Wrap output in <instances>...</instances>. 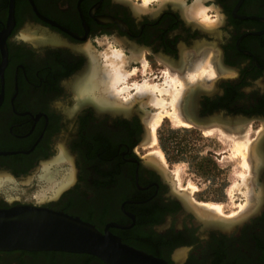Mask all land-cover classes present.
<instances>
[{
	"label": "flooded vegetation",
	"instance_id": "af4514ba",
	"mask_svg": "<svg viewBox=\"0 0 264 264\" xmlns=\"http://www.w3.org/2000/svg\"><path fill=\"white\" fill-rule=\"evenodd\" d=\"M171 1L151 9L130 0H0L1 180L29 183L44 168L56 180L67 165L68 176L43 196L50 199L44 205L107 230L125 246L168 264H264V196L234 227L195 212L140 153L149 137L137 101L97 105L76 96L91 57L103 68L91 42L111 38L127 48L129 62L157 58L181 74L192 63L184 55L210 50L215 74L183 91L185 119L230 130L236 115L243 125L264 118V0H199L220 13L210 25L187 18V3ZM101 76L95 86H104ZM66 87L70 106L60 98ZM198 92L195 112L186 101ZM258 146L263 159L264 135ZM255 163L264 171L263 160ZM0 200L5 206L6 196ZM0 264L106 263L90 253L15 249L0 251Z\"/></svg>",
	"mask_w": 264,
	"mask_h": 264
},
{
	"label": "rangeland",
	"instance_id": "374dc122",
	"mask_svg": "<svg viewBox=\"0 0 264 264\" xmlns=\"http://www.w3.org/2000/svg\"><path fill=\"white\" fill-rule=\"evenodd\" d=\"M132 1L141 3L142 6H147L151 9L160 8L166 2H173L171 0H145L144 3V0H130V2ZM182 1L183 3H187V7H189L185 11L187 13V18L203 22L206 25L214 24L216 20L220 18V13H218V11L212 6L206 7L203 5L204 8H201L197 3L198 0ZM199 8L201 9L199 10ZM91 48L98 51L101 55L103 67H105V63L109 62L108 60L110 59H108L107 56L112 54L113 51H121L126 58H128L126 54H129L127 48H123L111 38H97L95 41L91 42ZM192 51V49L187 50L188 53ZM185 56L187 55H184V59H188L187 61H192V63L188 66L189 68H186L184 74L174 70L172 71L162 61L156 60L157 58L151 61L149 60V63H147L143 58H141V61L139 62H129L125 65L127 71L125 80L115 84L118 89L123 86H126L127 88L122 90L120 94H114L110 91L108 92H110L112 97H114L117 101L126 103L130 102L131 96L135 94L136 89L134 86L146 83L148 87L150 86V89L154 86H156L155 89L158 90L162 87L167 88L169 82H167V80L171 79H169V77L172 74L180 76L182 81L185 82V86L186 84L188 86V84L206 76H214L215 71L213 70L214 66L210 60V50L209 52L207 51L200 55V59H198L199 57L197 55L192 56L191 59L189 58L190 55H188L187 58H185ZM205 64H207L206 68H204ZM200 71H203V73L198 76ZM194 73H197V76L194 75ZM192 74L193 76L189 77ZM191 78H193V80ZM166 82L167 86L165 85ZM103 83L104 86H111L107 78H104ZM210 83L211 81H207V83L204 84L205 88H203L208 90L210 89L209 93H212L210 92L213 91L212 87L209 86ZM104 91L107 92L106 89ZM156 91L157 90H155V93L159 92ZM149 94L150 91H148V97L143 96L142 100H139V102L136 99L133 100L134 102L137 101L138 105L136 107L142 109L144 118L146 117L145 122L149 137L147 141L144 142L142 148H140V153L145 155L147 159L151 160L161 168L166 178L169 180L172 189L183 196V198L191 204L195 212L197 211L198 213H201L204 211L203 208L205 206L208 208L209 206L214 207V204H217L218 206H216V210H212V214H214L209 216H213V219L218 218L224 221L226 219H229V221L232 219L231 222L227 221L229 223H224L223 225H231L234 227L236 224L247 219L252 212L257 210L263 200L264 191L262 184L264 182V171H259L257 164L255 163V158L257 157V162H261L262 160L264 161V157L262 159V153L260 152V156L257 151L255 152L253 158L251 157L253 154H247L248 150L246 151V155L243 156L240 154V151L239 153L237 150L233 149L236 145L234 146L232 144L237 143V140H244V142H247L246 145L251 143L253 144L255 143L254 141L258 142L261 136L264 135V118H254L243 125V123L240 124V121H238V117L240 115H236L234 127L230 130H227L224 126H222V124L217 122H210V124L206 125H198L195 121L184 118L179 123V121H176L177 119L173 118V116L175 117V110L173 106H171V103L169 102L170 97H167V94L158 93L159 96L164 94L163 96L166 98L164 99V102L167 100V103H164L165 107L163 106V109L161 106L154 105L156 106L154 107L147 103V99L149 100L150 97ZM158 94L156 95L158 96ZM200 94H202V92H198V94H196L198 95L197 99L200 97ZM196 95H194V93L190 94L187 98L188 100L186 101V104L190 105L193 103L192 99L194 100ZM161 96L159 98H161ZM60 98H63L65 105L70 106L72 104L71 101L73 99V94L66 87V89H64L60 94ZM65 108L67 109L68 107H63V109ZM134 111L141 116V110ZM158 112L161 113L162 116L160 117V121H157L158 124H156L153 120L157 117ZM164 112H168V114ZM169 113L171 114L169 115ZM213 118L214 117L211 116V119ZM184 120L187 121L185 122ZM153 125L154 128H152ZM62 142H65L64 138H60L56 145L58 144L57 146H60ZM240 149L242 151L243 148ZM156 152L157 155L155 154ZM240 155L241 157H244V160L242 159L243 157L240 158ZM247 155L250 157L249 162L248 157H245ZM51 156L52 154L50 157ZM153 156H155L156 160ZM245 163L248 168H244ZM59 169L60 170L58 171L59 173L56 176V180H48L47 182L45 181V183H43L40 178H36V180L32 178L29 183H25V181H15V184H5V186L0 189V194L6 197L8 196L7 194L13 195V197L10 198L13 202H42L43 204H47L50 199L39 201L37 198H41L42 196L53 192V190L55 191L58 188L57 185L60 186V183L57 181H61L63 178H66L70 172V168L67 165L59 167ZM1 171L2 170H0V172ZM13 171L17 174L26 173V170L21 171L15 169ZM27 174L28 176L31 175L29 173ZM28 176L26 179H28ZM243 178L245 179V182ZM250 194L252 196H250ZM247 196L251 197L249 202L247 201ZM0 203H2L1 200ZM199 207L201 210L198 209ZM245 207L246 209L244 212L243 209Z\"/></svg>",
	"mask_w": 264,
	"mask_h": 264
},
{
	"label": "water",
	"instance_id": "95a60500",
	"mask_svg": "<svg viewBox=\"0 0 264 264\" xmlns=\"http://www.w3.org/2000/svg\"><path fill=\"white\" fill-rule=\"evenodd\" d=\"M197 96L192 100L195 112ZM6 201L0 206V251L59 250L90 253L106 264H168L125 246L107 230L101 232L92 223L42 202Z\"/></svg>",
	"mask_w": 264,
	"mask_h": 264
},
{
	"label": "bare ground",
	"instance_id": "6f19581e",
	"mask_svg": "<svg viewBox=\"0 0 264 264\" xmlns=\"http://www.w3.org/2000/svg\"><path fill=\"white\" fill-rule=\"evenodd\" d=\"M197 2V1H196ZM198 2H199V0H198ZM197 2V3H198ZM144 3H145V0H144ZM200 4V3H199ZM203 8V7H202ZM194 9H195V7H194ZM198 9V8H197ZM201 8H199V10H200ZM198 10V11H199ZM194 14H195V12H194ZM200 15V14H199ZM204 15V14H203ZM108 57V59H110V60H108L109 62L108 63H105V67H103L102 68V70H100L98 67H97V65L94 63L95 61L92 59V57H91V59L89 60V65H88V70L86 71L87 72V80L85 79L84 81H82L84 84L83 85H86V86H74V89H75V91H76V96H77V98L78 99H84V100H86V99H93V101L95 100V103L97 104V105H107L109 102H113V103H115L114 102V99L113 100H111V98H114V97H112V95L110 94V92L112 93H116V94H120V92L122 91V90H125L127 87L126 86H123V87H121L120 89H118L117 88V86H115V84H117V83H119L120 81H124L125 80V78H126V76H127V71H126V68H125V65L127 64V63H129V58H126V57H124V54L120 51V52H112V54H110L109 56H107ZM98 61V60H97ZM207 62V61H206ZM202 64H204V63H202ZM199 65V64H198ZM206 65L207 64H205V67L204 68H206ZM203 66V65H202ZM169 71V70H168ZM173 71V70H172ZM206 72V71H205ZM101 73H102V75H104L105 76V78H107V80H108V82H109V84L111 85V86H95L96 85V82L98 81V80H96V82L94 83V79L96 78V79H99V77L101 76ZM174 73V72H173ZM176 73V72H175ZM192 73V72H191ZM198 73V72H197ZM196 73V74H197ZM203 73V71H200V73H198V76H199V74H202ZM166 74H167V72H166ZM171 74V73H170ZM179 74V73H178ZM195 73H194V75H196ZM169 75V74H168ZM191 76H193V74L192 75H190L189 77H191ZM197 76V75H196ZM102 77V76H101ZM166 77H167V75H166ZM93 78V79H92ZM171 78V79H170ZM169 79L170 80H167V82H168V86H167V82H166V86H167V88H159L160 90H158V89H155L156 88V86H154V87H152L151 89L147 86V84L146 83H143V84H141V85H139V86H134L135 87V89H136V91H135V94H133L132 96H131V98H130V102H127V104H129V103H132V102H134L133 100L134 99H136L138 102H139V100H142V97L143 96H146V97H148V91H150V94H149V100L147 99V103H149L151 106H154V105H158V106H161L162 107V109H163V106H164V103H167V100H166V102H164V99H166L163 95V97L161 96V98H159L160 96H159V92L160 93H165V95L167 94L168 96L167 97H170L169 99L171 100H169V102L171 103V106H173V108H174V110H175V112H174V110H173V112H174V114H175V117L173 116V118H175V119H177L176 121H179V123L181 122V120H183L184 119V110H183V101H182V98H183V96H182V93H183V91L188 87L187 86V84H186V86H185V82L184 81H182V78H180V76H178V75H171L170 77H169ZM192 80H193V78H191ZM194 79H196V78H194ZM102 81V80H101ZM99 82H100V80H99ZM107 90V92H105L104 90V88ZM196 87V86H195ZM194 87V88H195ZM184 89V90H183ZM155 90H157V91H159V92H157V93H155ZM108 91H110V92H108ZM156 94H158V96L156 95ZM104 100V101H102V100ZM93 103V102H92ZM122 104H125L124 102L122 103ZM169 104V103H168ZM96 105V106H97ZM112 106H113V104H111ZM170 105V104H169ZM156 106H154V107H156ZM109 107V106H108ZM165 107V106H164ZM160 108V107H159ZM172 108V107H171ZM171 108H170V110H171ZM177 110V111H176ZM170 112V111H169ZM172 112V111H171ZM164 113H166V114H168V112H164ZM171 113H169V115H170ZM174 114H172V115H174ZM154 116H156V115H154ZM162 116V114L161 113H157V117L155 118V120H153L154 122H156V124H158L157 123V121L159 122L160 121V117ZM179 117V118H178ZM153 119V118H152ZM171 119V118H170ZM178 119H180V120H178ZM172 121V120H171ZM185 121V120H184ZM187 121V120H186ZM185 121V122H186ZM172 123H173V121H172ZM178 123V124H179ZM151 124H152V122H151ZM177 124V123H176ZM184 124V123H183ZM196 124H198V125H201L200 123H199V121L197 120L196 121ZM210 124V123H209ZM152 128H154V125H153V127ZM213 130V129H212ZM236 132V131H235ZM208 133V132H207ZM210 133V132H209ZM211 134V133H210ZM220 134V133H219ZM259 139V138H258ZM237 143H235V144H232V145H236V147L234 148L233 147V149L234 150H237V152H239L240 154H242L243 156L244 155H246V151L248 150V152H247V154L248 155H252L251 157H253L254 158V154H255V152L256 151H258V148H259V146H257L258 145V142L257 141H254L255 143H251V144H248V145H246V143L247 142H244V140L243 141H239V140H237L236 141ZM239 148V149H238ZM240 148H243L242 149V151H241V149ZM158 151V150H157ZM243 151H244V153H243ZM152 152H153V150H152ZM239 153H238V155H239ZM260 153V152H259ZM156 155H157V152L155 153ZM236 154V153H235ZM245 156V157H248V162H249V156ZM242 156V157H243ZM259 156V155H258ZM260 156H261V154H260ZM154 157V159H155V156H153ZM241 157V155H240V158H242ZM243 160H244V157L242 158ZM241 159V160H242ZM156 160V159H155ZM242 160V161H243ZM257 160V157L255 158V162H257L256 161ZM163 161V160H162ZM245 162V161H244ZM243 162V163H244ZM248 166V165H247ZM178 168V167H177ZM243 168V167H242ZM242 168H240V169H242ZM244 168H248V167H246V163H245V167ZM247 170V169H246ZM42 171H44L42 174H40V176H39V178L41 179L42 177H44V178H46V179H49L50 178V180H51V178H52V175L50 176V172L49 171H46V168H44V170H42ZM46 171V172H45ZM250 171V170H249ZM246 172V171H245ZM52 173V172H51ZM240 173V172H239ZM238 173V174H239ZM250 173V172H249ZM35 175V174H34ZM241 175H242V172H241ZM249 175V174H248ZM3 175H0V183L2 184V183H5L3 180H1V178H3L2 177ZM245 178V177H244ZM243 178V179H244ZM254 179V178H253ZM29 180V177H28V179H26V181H28ZM252 180V179H251ZM48 181V180H47ZM55 182V181H54ZM244 182H245V179H244ZM247 182H248V179H247ZM6 183H10L9 181L8 182H6ZM5 183V184H6ZM58 186V188L55 190V191H57V190H59L60 189V186H62L61 184H60V186L59 185H57ZM250 186H252V185H250ZM193 187V186H192ZM3 188V186L1 187V189ZM238 188V187H237ZM248 189V188H247ZM246 190V189H245ZM252 194H253V191H252ZM8 196H7V198H12L13 197V195H9V194H7ZM57 195V194H56ZM56 195H54L53 197H56ZM249 195V194H248ZM254 195H255V193H254ZM253 195V196H254ZM41 196V195H40ZM250 196H252L251 194H250ZM250 196H247V201L249 202V199L251 198ZM43 197V196H42ZM255 197V196H254ZM48 197H44V198H42V199H39V198H37L39 201H43V200H45V199H47ZM253 198V197H252ZM205 205H208V204H205ZM215 206L214 207H212V206H209L208 208H207V206H205L204 208H203V210L204 211H202L203 212V214L204 213H206V214H209V215H211L212 214V210H216V206H218L217 204H214ZM245 206V205H244ZM220 208V207H219ZM219 208H218V210H219ZM199 210H201L200 209V207L198 208ZM246 209V207L243 209V211ZM245 212V211H244ZM214 214V213H213ZM212 214V215H213ZM208 215V216H209ZM242 215V214H241ZM240 215V216H241ZM207 216V217H208ZM210 217V216H209ZM209 219V218H208ZM231 220L232 219H230V221L227 219L225 222H227V221H229V222H231ZM224 222V220H223V223H225ZM225 224H228V223H225Z\"/></svg>",
	"mask_w": 264,
	"mask_h": 264
}]
</instances>
